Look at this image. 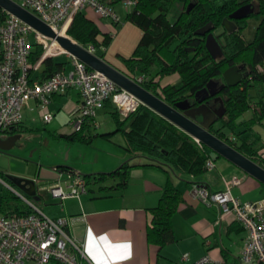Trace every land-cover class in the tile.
Instances as JSON below:
<instances>
[{
  "label": "trees",
  "instance_id": "trees-1",
  "mask_svg": "<svg viewBox=\"0 0 264 264\" xmlns=\"http://www.w3.org/2000/svg\"><path fill=\"white\" fill-rule=\"evenodd\" d=\"M99 1L114 7L124 0ZM175 1L180 2L183 8L171 21L168 15ZM239 1L136 0L135 6L126 14L125 20L141 29L142 36L132 55L121 59L127 70L122 73L130 78L137 73L148 77L141 86L171 106L183 100L197 106L195 94L204 89L210 81L222 84V73L226 69L236 65L241 71H247V76L238 85L225 87L218 92L225 113L209 131L264 168V156L260 152L264 145L259 146L260 136L251 133L252 127L264 119V0L255 2V11L249 17L257 21L252 40H247L243 34L248 27L246 19L237 21L238 30L235 32L215 34L216 30L222 27L223 21L241 5ZM189 5L191 9L187 11ZM6 17L7 14L0 9V23ZM208 25L211 26L208 33L215 36L221 47L222 56L217 59H213L206 50V36L195 34ZM66 33L79 45L91 47L100 58L105 54L101 49H106L112 39L109 34H101L95 23L83 12L75 15ZM41 53V47L34 45L29 57L30 62L34 64ZM65 65V62L47 58L42 63L38 78L44 80L64 71ZM175 74L178 76L176 83L161 85L162 78ZM208 101L210 107L220 106L219 103L215 105L211 98ZM105 105L114 109L112 112L116 124L114 133L122 134L130 160L122 163L114 171L83 176L88 185L91 181L94 185L107 179L117 181L114 187L99 188V191L104 192L110 189H126L131 172L135 168L155 167L165 172L167 179L162 187L158 205L150 210L151 221L146 230L147 242L161 249L175 242L172 218L183 201L182 193L174 184V179L182 175L197 177L204 174L207 171L206 161L211 158V151L144 105H140L125 119L120 118L110 101L105 102ZM250 109H253L252 117L248 121L238 122ZM198 121H201L200 117ZM241 128L242 131L239 130ZM82 131L83 128L80 132L64 138L90 143V140L82 136ZM247 132H250V135L241 138ZM229 134L235 135L236 141L240 140V143L230 140ZM216 157L221 158L218 155ZM135 159H143L144 162L131 163ZM7 176L0 174L1 180L9 184ZM7 192L1 196V214L28 215L33 212L28 204L21 203L14 192L10 190ZM24 197L38 208L32 197L27 195ZM40 198L38 196V199Z\"/></svg>",
  "mask_w": 264,
  "mask_h": 264
},
{
  "label": "crops",
  "instance_id": "crops-1",
  "mask_svg": "<svg viewBox=\"0 0 264 264\" xmlns=\"http://www.w3.org/2000/svg\"><path fill=\"white\" fill-rule=\"evenodd\" d=\"M112 8L115 11L116 6ZM182 8L181 4L180 12ZM122 11L123 15H121L125 18L131 9L124 8ZM82 12L95 23L101 34H109L112 37L108 47L101 49V51H105L104 57L101 59L117 70L127 72L120 58H129L132 55L135 46L141 39V29L128 21L121 22L122 19H120L119 24H115L110 19L100 18L88 8ZM175 17L171 18L168 15V19L171 21ZM115 53L119 59L112 56ZM65 57L71 59L68 56ZM57 58L54 59L57 60ZM57 61L63 62L61 60ZM41 67L32 74L37 81H41L38 78ZM70 68L71 62L65 65L64 69L67 71ZM137 75H140V73H137ZM177 81L178 76L175 74L162 78L160 83L166 85L174 84ZM79 102L80 96L76 89H69L62 94L54 95L50 104L54 119L47 124L42 121L35 103L31 101L23 111L22 123L0 135L1 141H7L12 136L19 137L9 150L0 151V153L9 155L12 149L22 147L23 144L20 140L24 141L23 136L29 134V132L40 133L39 131H41L43 135L48 133L55 138L78 142L66 139L64 136L70 135L69 115ZM113 111L114 109L104 104L97 114H103L105 115H102L103 118L109 117L113 120ZM250 115L248 119H243L241 116L238 122L248 121L252 117ZM97 116L84 125L82 136L90 140L88 144L93 142V136L101 138L109 142L114 149H107L96 166H75L81 175L111 172L122 163L130 160L122 134L117 132L120 133L122 141L115 143L117 145H113L111 141L116 134L114 133L115 129H108L107 127L103 132H99V129L102 128V122ZM114 126L116 128V124ZM239 130L242 131V128ZM105 134L109 135L107 137L98 136ZM249 135L250 132H247L241 138ZM228 136L233 137V134ZM260 152L264 156V149H261ZM211 158L214 161L213 169L207 170L197 177L182 175L178 177L179 179H174V184L182 193L183 201L179 204L178 210L172 218L175 242L161 249L149 244L146 239V230L151 221L150 210L158 205L162 187L167 179V174L159 168L133 169L129 184L124 190L99 191L101 187L110 188L116 185V180L107 179L103 183L95 184L94 190L90 192L87 190L79 198H69L60 201V204L45 205V199L41 192L47 191V188L58 180L66 179L67 175L62 170L47 171L43 170V167L53 165L54 168L69 165L60 164L58 157L54 162H46L40 158L38 160L40 163L38 164L39 168L36 166L33 171L37 172L39 169L38 178L46 184L39 185L38 181L40 179L31 178L36 182L37 196L41 197L33 200L37 202L38 208L48 217L53 219L64 217L68 220L66 231L76 243L83 245L85 256L90 264H193L204 255H209L213 260L223 261L226 264L240 263L246 232L235 221L231 213L223 214L215 204L206 206L195 197L194 190L198 186H203L213 193L220 192L225 190L227 180L237 177L241 184L231 189L232 196L241 202H254L263 197V185L224 158L215 157L214 159L213 155H211ZM138 162L143 163L144 160L135 159L131 163ZM19 166L23 167L22 164H19ZM0 174L20 177L12 175L8 171H0ZM10 185L12 190L24 196L14 185L11 183ZM253 193H259V197L251 201L253 199L251 194ZM52 201L59 200L52 198ZM45 210L48 212L46 213ZM184 255H187L186 259L183 258Z\"/></svg>",
  "mask_w": 264,
  "mask_h": 264
},
{
  "label": "built area",
  "instance_id": "built-area-1",
  "mask_svg": "<svg viewBox=\"0 0 264 264\" xmlns=\"http://www.w3.org/2000/svg\"><path fill=\"white\" fill-rule=\"evenodd\" d=\"M11 1L33 14L57 35L68 38L66 32L71 21L86 8L100 18L110 19L115 24L120 22L114 9L99 0ZM123 2L126 6L136 4V0ZM6 14V19L0 23V135L22 123L23 111L31 101L35 103L42 121L50 123L54 119L50 110L52 97L69 89H76L80 96L79 104L69 115L70 134L80 132L86 123L94 120L107 101L114 105L122 119L142 105L132 94L68 54L54 38L44 36L17 17ZM34 45L41 47L42 53L32 64L29 57ZM89 50L93 52L91 47ZM59 56L71 58L69 70L57 72L41 81L33 78L31 71L39 70L45 59ZM131 79L141 85L147 77L135 75ZM205 165L207 170L213 169V159L209 158ZM240 184L237 177H232L225 182L223 191L213 193L198 186L194 195L206 206L215 204L223 214L231 213L244 229L246 237L240 264H264V197L254 202L239 201L232 196L231 189ZM87 190V180L79 173L67 174L66 179L58 180L47 188L50 196L59 201L79 198ZM12 192L25 200L33 212L28 215L0 214V264H90L83 245L76 243L67 233L66 218H50L21 193ZM183 258L186 259L187 255ZM193 264L226 263L204 255Z\"/></svg>",
  "mask_w": 264,
  "mask_h": 264
},
{
  "label": "water",
  "instance_id": "water-1",
  "mask_svg": "<svg viewBox=\"0 0 264 264\" xmlns=\"http://www.w3.org/2000/svg\"><path fill=\"white\" fill-rule=\"evenodd\" d=\"M0 9L17 17L44 36L54 38L63 50L86 65L89 69L100 73L120 89L132 94L142 103V105L166 119L198 141L201 145L208 148L211 152L229 161L264 186V168L238 152L226 142L211 134L209 131L210 127L223 117L225 110L220 98L214 99L215 103L218 102L220 104L216 109H212L209 106L208 99L215 97L216 94L222 91L225 87H235L241 82L242 74L239 72L237 66L229 67L222 73V84H219V82L216 81H210L204 89L198 91L195 94V100L198 103L197 106H193L187 100L176 102L171 106L153 93L147 91L141 85L135 83L130 77L126 76L121 71L112 67L88 48L79 45L71 38L57 35L37 17L21 8L13 1L0 0ZM190 9L191 5H189L187 11ZM252 13L253 7L251 5H246L234 11L229 16V19H245ZM229 19L223 21L224 26L227 28V24L231 23ZM210 30L211 26L208 25L196 31L195 34L197 36H206V50L213 59H217L222 56V51L215 36L212 33H208ZM199 117L201 118V121H198ZM18 138V136H12L7 141L0 140V151L9 150ZM7 179L24 195L30 196L34 200L38 199L37 185L34 180L15 176H7Z\"/></svg>",
  "mask_w": 264,
  "mask_h": 264
},
{
  "label": "rangeland",
  "instance_id": "rangeland-1",
  "mask_svg": "<svg viewBox=\"0 0 264 264\" xmlns=\"http://www.w3.org/2000/svg\"><path fill=\"white\" fill-rule=\"evenodd\" d=\"M120 4V3H119ZM116 6V13L119 16L120 19H122L121 22L125 23L126 20L124 16H122V9H133V6H126L124 2H121V4ZM180 2L175 1L169 11V15L171 18L177 16L180 12ZM119 6V7H117ZM118 10V11H117ZM122 14V15H121ZM248 27L244 31V36L247 40H252L254 36V32L256 29L257 21L253 18L248 19ZM224 33V29L220 27L215 34H222ZM30 40L33 41V37H30ZM136 48V46H135ZM111 56V54H110ZM114 58L119 59V57L116 55H112ZM57 58V57H56ZM122 58H120L121 61ZM57 60H61L67 64L71 62V59L66 58L65 56H59ZM121 63H123L121 61ZM66 64V65H67ZM253 94V92H251ZM254 95V94H253ZM253 109H250L248 113L242 116L243 119H248L249 115L252 112ZM97 118L101 120L102 122V128L99 129V132H103L107 129H115L114 121L111 118H103V114H97ZM103 115V116H102ZM250 115V116H251ZM40 133H30L25 134L23 136L24 141L20 140V142L23 144L22 147L12 149L11 154L6 155L0 153V171H8L12 175L20 176L23 178L31 179L35 178L36 180L40 179L38 178V172L33 171L34 167L38 166L39 168V159L45 160L46 162H54V160L58 157L60 160V164L62 165H69L66 167H54L53 165L43 167V170L47 171H60L65 172V174L69 175L70 173H78V169L75 166L79 167H91L96 166L105 154L104 152L107 149H114L113 146H110L109 142H106L105 140L101 138L94 137L92 139L93 142L91 144H86L82 142H71L68 140H64L61 138H55L52 135L45 133L44 135L41 134L43 132L39 131ZM251 133H254L256 135L260 136V142L259 146L264 145V119L260 123H256L251 130ZM114 139L111 141L113 145H117L115 143H119L122 141L120 133H116L113 137ZM233 141L240 143L238 140L236 141L235 135L232 137ZM264 149V147L262 148ZM211 155H213V158L215 159V154L213 152H210ZM263 155V153H262ZM99 160V161H98ZM98 161V162H97ZM19 164H22L23 167L19 166ZM61 168V169H60ZM115 170V169H114ZM113 170V171H114ZM76 171V172H75ZM35 172V173H34ZM80 172V171H79ZM80 174V173H79ZM1 179V178H0ZM39 185L46 184L43 182L42 179L39 181ZM184 184V183H183ZM11 191L10 182L9 184L4 182L3 180H0V200L2 194L8 193L7 191ZM94 190V184L91 181L88 185V191ZM44 199H45V205L49 204H60V201H52V198L48 191H42L41 192ZM251 197H253L252 200H256L259 197V193H253L251 194ZM20 198V197H19ZM262 198V197H261ZM260 198V199H261ZM21 203L28 204L25 200L20 198ZM19 203V202H18ZM46 213L48 212L45 210Z\"/></svg>",
  "mask_w": 264,
  "mask_h": 264
},
{
  "label": "flooded vegetation",
  "instance_id": "flooded-vegetation-1",
  "mask_svg": "<svg viewBox=\"0 0 264 264\" xmlns=\"http://www.w3.org/2000/svg\"><path fill=\"white\" fill-rule=\"evenodd\" d=\"M256 1H258V0H240L239 2L241 3V5L237 8V9H239L240 7H243V6H246V5H251L252 7H253V13H254V11H255V2ZM236 9V10H237ZM252 13V14H253ZM251 14V15H252ZM250 17V16H249ZM249 17L248 18H245L246 20H247V22H248V19H249ZM227 19H229V17L227 18ZM245 19H240V20H234V19H229L230 20V22L231 23H228L227 25H228V28L227 27H225L224 26V24H222V28L224 29V32L225 33H232V32H235V31H237L238 30V25H237V21H241V20H245ZM217 31V30H216ZM244 34V33H243ZM216 35H218V34H216ZM222 39V38H221ZM234 66V65H233ZM233 66H231V67H233ZM236 66V65H235ZM239 68V67H238ZM239 72L242 74V79L245 77V76H247V71H245V70H242L241 71V69L239 68ZM241 79V80H242ZM215 98H219V96H218V93L216 94V96L215 97H213V98H211L212 99V102L216 105V103L214 102V99ZM210 103V102H209ZM218 103V102H217ZM219 106H215V107H211L212 109H216V108H218Z\"/></svg>",
  "mask_w": 264,
  "mask_h": 264
}]
</instances>
